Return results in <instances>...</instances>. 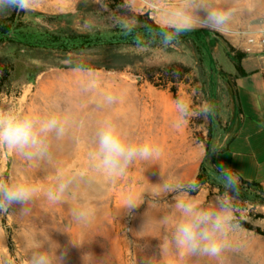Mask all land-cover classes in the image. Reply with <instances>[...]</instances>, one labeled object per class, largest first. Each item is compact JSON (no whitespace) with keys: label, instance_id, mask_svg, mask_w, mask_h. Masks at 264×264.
Masks as SVG:
<instances>
[{"label":"rangeland","instance_id":"1","mask_svg":"<svg viewBox=\"0 0 264 264\" xmlns=\"http://www.w3.org/2000/svg\"><path fill=\"white\" fill-rule=\"evenodd\" d=\"M241 5L255 8L251 13L245 12L243 19L246 21L264 16V0H241ZM145 15L149 14L134 13L125 5L112 8L106 0H45L44 6L35 12L23 13L21 18L24 26H28L23 32L32 37L58 28L77 34L100 32L107 35L113 30L123 29L121 21L124 20H134L139 27L136 16ZM85 23L91 24V28L86 29ZM192 31H198L196 39L201 40L197 41L203 47L206 84L200 78V56L196 44L180 40L175 47L164 48L157 41L129 48L139 56L142 64L137 62L135 67L122 71L92 69L97 80L92 92L83 90L85 77L72 72V68L48 67L47 64L59 61L57 55L22 42L24 34L12 33L9 38L0 40V66L9 65L13 69L4 86L0 108L15 107L21 111L41 113L56 108L70 113L76 121L63 139L53 142L51 161L30 164L12 152L0 150V170L27 175L42 192L46 191L53 185L58 171L88 169V154L94 147L97 129L106 117L115 120L131 140L152 142L162 151L157 162H136L115 181L92 174L91 183L80 186L76 197L65 202L52 204L41 195L30 206L26 216L21 215L18 209L0 215V264H27L25 232L35 233L53 245L59 243L61 251L66 248L65 264H159L162 245L171 231L161 220L174 214L175 195H153L152 189L162 183V176L195 180L204 165L209 182L198 194L200 199L207 204L225 192L218 172L212 167V160L230 140L239 121L234 92L238 72L230 51L244 55L238 62L250 70L264 68V53L259 51V35L237 39L207 27ZM250 39L254 42L251 43ZM12 40L15 43L10 42ZM91 52H80L84 55L62 53L65 60L60 63L69 66L65 61L70 57L94 59L89 55ZM172 63L192 67V74L177 86L175 94L158 89L144 79L143 66L163 67ZM218 71L226 76H218ZM119 85L125 86L123 95L135 86L140 99L135 102L118 99ZM41 86L49 91L48 97ZM147 89L164 94L166 98L157 95L147 97L146 93L142 97ZM104 94L115 96L117 99L113 106H118L119 110L124 108V111L116 114L106 108H98L97 102ZM178 97L187 100L193 109L210 102L215 115L207 119L195 116L186 125L176 128L173 126L176 119L174 102ZM132 105L148 107L149 117L144 121L142 110L138 114ZM230 195L245 210V218L240 221L243 249L227 252L220 260L194 258L190 264H264V190L254 185H243L239 180L238 193ZM129 196L142 201L132 214H128L124 207ZM81 203L92 209L86 224L75 222L71 216V208ZM69 235L79 241L80 246L71 245Z\"/></svg>","mask_w":264,"mask_h":264},{"label":"clouds","instance_id":"2","mask_svg":"<svg viewBox=\"0 0 264 264\" xmlns=\"http://www.w3.org/2000/svg\"><path fill=\"white\" fill-rule=\"evenodd\" d=\"M44 4L45 0H0V16H7L13 11L32 13ZM125 7L134 13H147L153 18L158 27H149L148 36L151 40H158L164 48L175 47L182 34L200 27L237 39L264 35V16L244 20L245 12L251 13L255 8L243 7L241 0H125ZM37 22H40L39 18ZM121 26L131 33L136 25L134 20H124ZM84 27L91 28V24L85 23ZM135 42L138 47L144 44L139 35ZM65 63L74 65L72 72L85 77V92L95 90L97 80L91 68L71 57ZM116 99L111 94H104L97 107H111ZM174 108L176 119L173 126L176 128L186 125L192 117L207 119L215 115V108L210 102L193 109L182 97L175 100ZM75 124L70 113L56 108L46 113L21 111L15 107L0 108V150L12 152L30 164L51 161L53 142L63 139ZM161 155L159 146L148 141L131 140L115 120L106 117L97 129L94 147L88 154V169L58 171L53 185L46 191L42 192L27 175L0 170V215L18 209L21 215L26 216L30 206L41 195L52 204L65 202L76 197L80 186L91 183L92 174L115 181L124 176L134 163H155ZM218 176L225 192L207 204L198 195L202 186L196 180L162 176V183L152 189L153 195L175 193L174 214L161 220L171 231L162 245L159 264H190L194 258L220 260L227 252L243 249L240 221L245 218V210L230 195L238 193V177L223 166L218 169ZM140 203L139 198L129 196L124 202L126 212L132 214ZM91 215L92 209L86 203L71 208V216L79 224L88 223ZM69 237L71 245L80 246L79 241ZM24 239L27 264H65L67 249L61 251L59 243L53 245L32 232H25Z\"/></svg>","mask_w":264,"mask_h":264},{"label":"trees","instance_id":"3","mask_svg":"<svg viewBox=\"0 0 264 264\" xmlns=\"http://www.w3.org/2000/svg\"><path fill=\"white\" fill-rule=\"evenodd\" d=\"M106 1L111 4L112 8L116 6L123 7L125 5L124 0ZM22 15L23 12L17 13L13 11L7 16H0V40H4V38H9L12 33L18 35L24 34V39L22 40V42H27V45L35 46L36 48H43L44 50L49 51L51 55H57L56 58L59 61H56V63L53 62L47 64L48 67L72 68L74 66L72 64H70L69 66H64L60 63V61L65 60L61 56V54L77 52V54L79 55H84L80 52L87 50L92 51L89 55L93 56L94 59L84 58L79 61L86 64L89 68L93 70L122 71L130 67H135L137 65V62L139 64H142V60L138 58L139 56L129 51V48L137 46L135 38L138 35L143 38L144 44H147L149 42L154 43L158 41L151 40L148 36L147 29L149 27L152 29H157L158 27L156 23L149 17V15L136 16V22L139 27L135 26L133 32L131 33L126 32L124 29H120L119 31L113 30L107 35H103L100 32H96L91 35L77 34L74 31H68L67 29L58 28L56 31H45V33H42L38 36L32 35V37L30 36L31 34L26 35V33L23 32V30L26 29L28 26H24V23L21 18ZM196 32L198 31L191 30L187 33H184L180 37V40H188L189 42H193L197 45V53L200 56V58L198 59L200 78L206 84L207 74L205 73V64L203 65L202 59L203 47L198 44L197 40H201L196 39ZM10 42L15 43L14 40ZM230 56L238 72L236 78L246 76L247 72L245 71L243 66L238 62L240 59L244 58V55H236L232 50L230 51ZM136 59L139 60L136 61ZM142 69L144 79L146 81H148L158 89L169 90L174 94L177 92V86L180 83L187 81V78L192 74V67L185 66L181 63H172L163 67L148 68L143 66ZM11 71H13V69L12 67L9 68V65L0 66V99L3 94L4 86L9 80ZM217 75L221 77L226 76V74L221 71H218ZM138 76L140 75L138 74ZM212 84L214 85L215 83L212 82ZM209 147L210 145L209 143H207V151H209ZM238 179L243 185H254L260 189H263L258 183L248 182L241 178ZM195 180L198 181L202 187L209 182V174L204 165L201 167V171L197 175Z\"/></svg>","mask_w":264,"mask_h":264},{"label":"crops","instance_id":"4","mask_svg":"<svg viewBox=\"0 0 264 264\" xmlns=\"http://www.w3.org/2000/svg\"><path fill=\"white\" fill-rule=\"evenodd\" d=\"M244 69L247 75L237 77L234 85L239 113L238 125L230 140L214 155L212 167L218 171L223 166L235 173L238 178L260 184L264 190V68L250 70L244 66ZM41 87L48 97L49 91ZM124 88V85L117 86L118 99H129L133 102L140 99L139 90L135 89V86L130 87L127 95L121 94ZM145 93L147 97L157 95L166 98V95L150 89L143 92L142 97ZM116 107L112 105L105 110L116 114L124 111V108L121 111L118 106ZM131 107L137 109L138 114L142 110L144 121L150 115L149 109L146 111L148 107L133 105Z\"/></svg>","mask_w":264,"mask_h":264},{"label":"built area","instance_id":"5","mask_svg":"<svg viewBox=\"0 0 264 264\" xmlns=\"http://www.w3.org/2000/svg\"><path fill=\"white\" fill-rule=\"evenodd\" d=\"M250 42L253 43L254 40L250 39ZM258 47L259 51L264 53V35H259Z\"/></svg>","mask_w":264,"mask_h":264}]
</instances>
